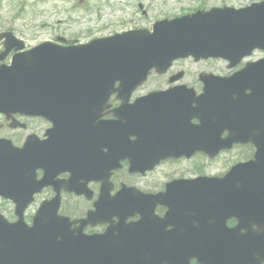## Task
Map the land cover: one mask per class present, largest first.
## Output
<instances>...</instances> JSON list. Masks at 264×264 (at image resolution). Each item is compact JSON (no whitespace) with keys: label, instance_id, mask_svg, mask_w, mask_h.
<instances>
[{"label":"water","instance_id":"1","mask_svg":"<svg viewBox=\"0 0 264 264\" xmlns=\"http://www.w3.org/2000/svg\"><path fill=\"white\" fill-rule=\"evenodd\" d=\"M214 13L209 17L211 20L209 26L200 23L194 28L197 20L185 18L157 24L152 34L134 33L122 38L96 41L83 47L42 46L32 52L16 55L12 58L10 66H0V113H13L18 108L24 112L34 111L36 109L34 85L40 82L65 83V88L73 92L71 98L93 99L90 104L71 102L69 106L72 110L78 111L90 105L105 108L111 92L117 91L119 97L126 101L135 88L146 79L151 69L164 72L173 60L188 56H193L196 60L220 57L228 60L231 68L241 58L248 56L254 48L264 50V3L243 11L226 10ZM219 34L222 37L211 39ZM3 59L4 56H1L0 61ZM239 79V76L218 79L210 75L202 79L206 85L214 84L217 89L208 94L209 88L206 86L204 95L200 98L194 97V104L207 105L210 100L216 112L212 115L206 110L203 116L199 117L201 125L194 126V154L201 149H211L215 154L217 150L223 148L219 137L226 129L224 125L226 115L222 112L224 106L221 100L241 98L243 86ZM117 81L120 83L117 90L108 85ZM88 84L91 86L88 87ZM100 98L101 103L96 104L95 101ZM197 115L194 111V117H198ZM153 121L154 118L150 124ZM183 130L190 131L180 125L176 128L177 135ZM5 147L8 149L6 152ZM125 156L120 155L117 160ZM82 160L74 157L71 152L65 153L64 160L51 159L49 168L53 170L65 166L73 173L74 179H79ZM111 160L112 157L107 159L105 165H110ZM22 162L23 155L15 153L9 146L3 148L0 146V195L13 199L17 205L16 213L19 215L29 201L21 202L14 196L2 192L7 186L1 179H14L22 169L25 171L24 183L29 188L34 187L29 176L34 169ZM198 182L222 183L223 180L213 182L199 179L194 181L195 186ZM108 191L109 188L106 187L102 193ZM49 208L55 212L58 207L55 205ZM43 209L48 210L47 206ZM0 221L4 223L1 219ZM15 251L14 247L10 249V254L14 257Z\"/></svg>","mask_w":264,"mask_h":264},{"label":"rangeland","instance_id":"2","mask_svg":"<svg viewBox=\"0 0 264 264\" xmlns=\"http://www.w3.org/2000/svg\"><path fill=\"white\" fill-rule=\"evenodd\" d=\"M103 1L106 0H86L84 4L80 5L79 0H44L42 1V5L38 3L35 6H31V0H28V4L22 6L27 19L26 25L22 24L23 22L20 23V21H22V18L21 20L19 19L21 13L16 15L17 18H11L12 14L15 15L16 12L13 7H10L13 6L14 3L10 2L8 6L0 3V26L8 27L10 24L13 30H17L18 36L25 39L27 44L32 47L44 41H55L57 38H62L69 44L73 40H76L74 42L85 43L89 39L94 38L92 34H95L96 31H100L103 27L110 24H112V28L114 29L108 28L109 30L101 31L99 34L105 35L113 31H122L142 26L151 27L155 20H161L166 16H179L194 10V2L188 0H110L111 3L115 2L124 5L123 7L125 10H123V12H118L114 16L106 12ZM256 1L259 0H227L226 3L233 5L240 4V6H243ZM47 2L50 3L48 9H46ZM139 5L145 8L147 12L146 16H142V11L138 9ZM58 11L61 12L58 13ZM32 13L33 15H31ZM68 15L74 22H65ZM102 18L108 20H103ZM58 19L62 20V24L57 23ZM118 22L127 24L118 27ZM32 23H34L35 26H32ZM262 57L263 55H257L252 60ZM225 65L226 64L217 61L211 63H194L191 60H185L177 63V68L175 67L176 69L174 68V70L178 72L182 70L184 72V77L181 80L182 83L192 84L195 87L198 83L197 78L199 74L212 73L219 76L230 75L231 71L228 70ZM159 85H164L166 88L168 83L167 81L163 83V80L156 77L155 80L150 81L148 85L141 89L134 97L145 95L150 91H155ZM0 136L10 137L13 136V133L6 130L2 131ZM227 158L229 159L230 156H221L212 162L207 161L205 158H195L194 164L163 166L157 172L150 175L148 179L139 180L140 183L138 184L146 190L160 189L161 185L159 184H163L167 178L172 179L181 175L191 177L193 174H191L192 171L190 170L193 165L194 178L203 175L219 176L226 171L225 164L228 163ZM182 166L186 168L184 171L181 170ZM164 170L166 171L163 172ZM1 201L0 213L3 214L8 221H14L13 206L8 202ZM74 204L76 209L85 211V203L80 201ZM33 212L34 207L28 212V217L32 216ZM28 224H30V222H28Z\"/></svg>","mask_w":264,"mask_h":264},{"label":"flooded vegetation","instance_id":"3","mask_svg":"<svg viewBox=\"0 0 264 264\" xmlns=\"http://www.w3.org/2000/svg\"><path fill=\"white\" fill-rule=\"evenodd\" d=\"M188 1L194 2V13L199 12V11H207V10H210L212 8L229 7V6H226V3L224 0H188ZM140 9H142V7H140ZM142 15L145 16L146 11L143 10ZM126 24L127 23L118 22V27L124 26ZM108 28H112V24L107 25L106 27H103L102 30L96 31V33L92 34V35H94V37H96V36L100 37V36H109V35L119 33V32H124V31H114V32H109L106 35H100L99 34V32H101V31L109 30ZM112 29H114V28H112ZM11 32L17 33V30L14 29ZM89 33H91V32H89ZM67 44H69V43H67ZM2 47H3V43L0 41V51L2 50ZM170 74H172V71L170 72ZM172 75H170V76H172ZM16 119L19 121L20 124L24 125V129L18 128L15 131H10V132H12L13 134L16 135L17 142L19 145L23 144V142L25 141V139L28 135H35V136L42 139L44 137L46 131L50 128V124L41 118L16 117ZM5 130H10V128L8 127V123L6 122V120L4 118H0V131H5ZM181 161H183V160H179L178 162H181ZM181 170L184 171V168H182ZM40 177H41V172H38L37 178L39 179ZM66 178H67L66 174H62L60 177V179H66ZM138 178L139 177L136 175H130L127 171L126 165H124L121 170L113 173V175L111 177V182L113 183L114 188H118L119 187L118 185L120 183H126L125 179L135 180ZM134 182L135 181H133L131 183H126V184H133ZM90 188L92 190H95V189H98V186L95 184H91ZM53 195H54L53 190L51 188H47V189L43 190L41 197H45V198H43V200H46V199L52 198ZM63 197H70L69 199L64 201V203L66 205H68V208L69 207L73 208L75 206V204H74L75 201H78V200L85 203L83 201L84 200L83 198H77L76 199V197L73 198L74 196L66 195V194H63ZM85 205L86 206L84 207V209H85V212H87L88 210H90L89 208L92 207V203H88V204L85 203ZM71 217L73 219H78L77 217H80V218L84 217V214L79 215V216L73 215ZM87 230H89V228ZM101 230H102L101 228H98V229L91 228V230H89V231H90V233H93V232L99 233V231H101Z\"/></svg>","mask_w":264,"mask_h":264},{"label":"bare ground","instance_id":"4","mask_svg":"<svg viewBox=\"0 0 264 264\" xmlns=\"http://www.w3.org/2000/svg\"><path fill=\"white\" fill-rule=\"evenodd\" d=\"M42 1H44V0H31V4L33 6L37 5L38 3H39V5H42ZM6 4L7 3H5V5ZM49 7H50V3L47 2V8L46 9H48ZM120 9H121V7H120ZM59 12H61V11H58V13ZM21 18H22V21H20V23L23 22L22 24L26 25L27 19H26L25 14L22 17H20V20H21ZM69 20H73V19L68 15V17H67L65 22H68ZM57 23L58 24H62V20L58 19ZM31 25L35 26L34 23H32ZM87 86L90 87L91 85L88 84ZM145 105L147 106L149 111H156V110H158L160 108V104H158L156 102H146ZM0 249H1V246H0Z\"/></svg>","mask_w":264,"mask_h":264}]
</instances>
